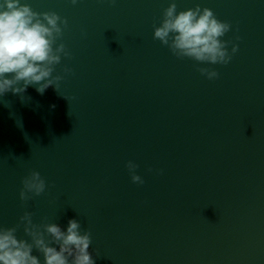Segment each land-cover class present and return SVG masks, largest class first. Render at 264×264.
Instances as JSON below:
<instances>
[{"label":"water","instance_id":"water-1","mask_svg":"<svg viewBox=\"0 0 264 264\" xmlns=\"http://www.w3.org/2000/svg\"><path fill=\"white\" fill-rule=\"evenodd\" d=\"M21 2L67 19L71 55L59 91L0 96V227L31 242L26 211L65 231L76 219L95 264H264V0H175L232 25L227 65L153 39L172 0ZM32 171L46 189L21 201Z\"/></svg>","mask_w":264,"mask_h":264},{"label":"clouds","instance_id":"clouds-1","mask_svg":"<svg viewBox=\"0 0 264 264\" xmlns=\"http://www.w3.org/2000/svg\"><path fill=\"white\" fill-rule=\"evenodd\" d=\"M70 2L76 5L79 0ZM110 2L115 4L116 0ZM67 26V19L54 11L37 12L21 0L0 2V96L9 91L22 94L30 85H38L36 90L40 94L51 86L59 91L63 77L53 76V72L61 63L62 55H71L64 43L57 44ZM153 27V39L159 40L180 59L227 65L238 51L237 44L222 39L232 25L217 19L207 7L201 9L197 5L178 12L177 4L172 0L164 9L159 26ZM229 44H232L231 53ZM64 71L69 73L71 69L65 68ZM198 71L209 80L219 76L215 69L202 67ZM126 167L132 182L142 185L144 180L137 174L139 165L130 160ZM22 185L21 201L39 196L46 189V181L38 171L26 176ZM33 215L26 211L20 217L23 231L31 242L17 238L20 224L11 228L0 227V264H41L38 256L32 254L34 249L43 255V264H95L89 251L91 234L89 231L81 233L79 221L70 219L65 231L56 223L35 224Z\"/></svg>","mask_w":264,"mask_h":264}]
</instances>
